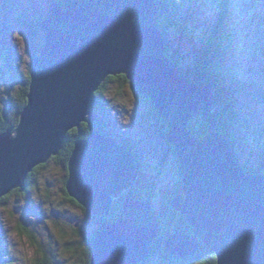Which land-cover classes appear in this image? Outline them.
Listing matches in <instances>:
<instances>
[{
	"label": "water",
	"instance_id": "1",
	"mask_svg": "<svg viewBox=\"0 0 264 264\" xmlns=\"http://www.w3.org/2000/svg\"><path fill=\"white\" fill-rule=\"evenodd\" d=\"M40 29L45 42L32 59L27 105L17 127L0 135V199L24 189L87 124L89 137L75 142L68 161V196L91 216L111 219L114 199L126 195L123 214L94 239L90 264L146 261L162 224L151 202L129 193L139 176L136 153L100 131L95 114L102 84L124 75L168 124L180 165L182 194L170 206L192 234L173 228L166 252L185 259L202 243L217 264H264V175L245 172L219 131L214 88L186 80L168 57L156 0H51ZM197 115L205 139L190 130Z\"/></svg>",
	"mask_w": 264,
	"mask_h": 264
},
{
	"label": "rangeland",
	"instance_id": "2",
	"mask_svg": "<svg viewBox=\"0 0 264 264\" xmlns=\"http://www.w3.org/2000/svg\"><path fill=\"white\" fill-rule=\"evenodd\" d=\"M213 1L183 0L181 10L190 12L191 5L195 19L215 22L219 13L213 11ZM50 5L51 0H0V106L11 100L14 110L19 104L22 84L18 77L25 79L33 63L25 26L35 24ZM227 9L234 31L228 66L233 65L232 71L246 88L240 99V122L230 133L233 150L241 167L264 170V0H230ZM194 25L190 20L188 29L196 36L206 30L203 26L195 29ZM177 36L172 28L169 44L182 50L183 66L188 67L193 50L178 46ZM102 101L98 118L105 120L106 132L134 146L143 177L155 183L152 208L156 212L165 193L179 178V165L161 135L153 107L129 85L119 82L107 84ZM37 178L31 200L14 194L6 205L0 206L4 264H83L84 249L97 230L96 222L65 200L62 188L66 174L62 166L51 163ZM76 224L79 234L74 231L78 229ZM153 256L148 264H161V252L155 250Z\"/></svg>",
	"mask_w": 264,
	"mask_h": 264
},
{
	"label": "trees",
	"instance_id": "3",
	"mask_svg": "<svg viewBox=\"0 0 264 264\" xmlns=\"http://www.w3.org/2000/svg\"><path fill=\"white\" fill-rule=\"evenodd\" d=\"M185 1V0H184ZM230 0H214V12L219 13V17L215 22L207 21L203 19H195L191 13V5L187 13H182L181 7L183 0H156L158 11H159V23L161 32L167 46V55L171 61L180 69L181 75L192 83H198L200 81L206 82L209 86L213 87L216 92L215 104L219 108L218 112V126L219 131L222 135L227 138L233 148V138H231V129L236 127V124L240 122L239 111L242 109L240 104L241 96L246 91L243 82L236 78L234 74L233 65L228 66V62L231 61V56L233 52L232 43L234 40V31H231L232 20L230 13L228 12L227 5ZM200 10L196 13L199 14ZM216 14V13H215ZM203 15V13L201 14ZM45 14L35 23L25 26V32L29 30L33 38L30 40L26 37L29 43V52L31 53L32 59L35 56L40 55V50L44 45L45 36L40 29V23L44 19ZM190 20L195 24V29L199 26L206 27L201 34L196 36L194 31L189 32L188 23ZM174 28L177 33V44L181 48L191 47L193 50V59L188 67H184L182 63V50H175L168 41L169 32ZM6 27L4 25L3 34L6 32ZM6 40H3L5 43ZM1 47V46H0ZM34 52V54H33ZM11 64V62L9 61ZM31 70V69H30ZM29 70V74H30ZM22 88L20 90L18 106L16 109H12V102L8 100L6 105L0 106V135L7 131L10 127H17L20 120V114L27 105V95L29 93L30 85V75L26 78H22L19 75ZM110 82H119L122 84H127L131 87L134 93L140 97L142 100L149 103L155 112L156 118L161 125V135L167 141V136L169 132L168 124L160 118L158 111L152 105L150 101L139 95L131 81L127 80L126 76L121 75L117 77H109L101 86L99 91L96 93L99 100V106L96 110V116L98 117V111L103 105V96L106 94L107 84ZM1 102V101H0ZM11 104V105H10ZM100 131L106 132V122L104 119L99 118L98 121ZM191 132H193L200 139H205L208 136L206 121L199 115L195 116L189 124ZM90 128L87 124H82L79 130L71 131L64 143V148L61 153L52 158L47 164L38 166L29 175L26 181V187L24 189H18L7 195L6 197L0 199V206L7 204L9 199L14 194H22L28 201L31 200L32 190L36 188L38 183V174L47 170L51 163L58 164L62 166L65 171L66 178L63 180L62 192L69 203L76 206L87 218H91L97 224V230L88 241L86 248L83 253V264H90L91 256L93 252L92 243L94 239L99 234L100 230L105 224H111L115 222L119 216L123 214L124 198L123 195L120 199H115L111 207V219L95 218L88 214L80 205H78L73 199H71L66 191V182L68 179V161L71 153L74 149V144L77 140H84L89 137ZM111 134V133H110ZM111 136L122 142L132 153H135L134 146L129 141H123L114 137L113 133ZM169 150L172 151L176 160L178 161L176 151L174 148L169 146ZM239 162V161H238ZM179 165V162H178ZM247 173L254 175L264 172L263 168L261 170H248L242 167ZM138 179L134 182L133 187L129 190L132 197L137 200L149 201L152 204L155 201V194L157 192L155 183L149 180L147 177H143L144 174L141 172L140 167H138ZM183 185L180 173L179 165V178L173 188L165 193L162 198L160 208L155 213L158 216L160 223L162 224L161 235L151 244L150 246V256L147 258L146 263H150L153 259L154 251L159 250L161 252V264H217L216 255L211 252L205 245L200 244V250L198 253L190 257V261H183L184 259L172 256L168 254L165 250V240L173 228L178 227L184 230L188 234H192L191 226L184 220L182 215L173 210L170 206L171 198L179 193H182ZM32 205V204H30ZM79 224H76L78 228ZM75 233L79 234L80 230L75 229ZM2 238H0V249L2 246ZM4 251L0 250V264H4L5 255ZM145 262V261H144ZM143 262V263H144ZM142 264V263H137Z\"/></svg>",
	"mask_w": 264,
	"mask_h": 264
},
{
	"label": "flooded vegetation",
	"instance_id": "4",
	"mask_svg": "<svg viewBox=\"0 0 264 264\" xmlns=\"http://www.w3.org/2000/svg\"><path fill=\"white\" fill-rule=\"evenodd\" d=\"M25 36L28 37V39H30V40L33 38V35H32V33L29 30H27V33L25 32ZM190 257L185 258L183 261L189 262L190 261ZM145 263H146V261L144 263H142V264H145Z\"/></svg>",
	"mask_w": 264,
	"mask_h": 264
},
{
	"label": "bare ground",
	"instance_id": "5",
	"mask_svg": "<svg viewBox=\"0 0 264 264\" xmlns=\"http://www.w3.org/2000/svg\"><path fill=\"white\" fill-rule=\"evenodd\" d=\"M233 149V148H232ZM179 194H182V193H179ZM125 199V198H124ZM115 200V199H114Z\"/></svg>",
	"mask_w": 264,
	"mask_h": 264
},
{
	"label": "snow or ice",
	"instance_id": "6",
	"mask_svg": "<svg viewBox=\"0 0 264 264\" xmlns=\"http://www.w3.org/2000/svg\"><path fill=\"white\" fill-rule=\"evenodd\" d=\"M5 211H6V209H5Z\"/></svg>",
	"mask_w": 264,
	"mask_h": 264
}]
</instances>
